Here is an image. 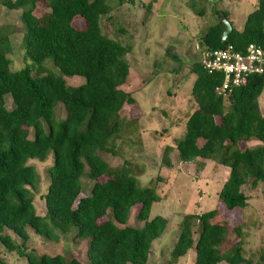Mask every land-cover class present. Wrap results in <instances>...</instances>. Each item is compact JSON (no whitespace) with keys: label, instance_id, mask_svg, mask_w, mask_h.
<instances>
[{"label":"trees","instance_id":"obj_1","mask_svg":"<svg viewBox=\"0 0 264 264\" xmlns=\"http://www.w3.org/2000/svg\"><path fill=\"white\" fill-rule=\"evenodd\" d=\"M0 5L7 11L19 10L24 61L19 68H9V33L14 27L0 23L1 246L24 257L27 264H81L73 256L34 255L25 249L27 229L50 241L72 231V239L86 241L88 264H146L153 240L167 223L163 215L150 213L161 200L155 189L159 177L141 185L130 162L110 165L101 157V153H117L115 139L137 120L122 114L123 106L135 101L120 88L128 74L126 54L131 45L101 30L102 17L113 7L111 0H0ZM38 5L42 9L36 13ZM191 9L197 15L204 13L203 7ZM212 13L215 21L200 35L201 50L227 44L243 50L251 42L264 49V0H256L240 28L227 19L225 10ZM217 15L231 24L224 40H220ZM79 19L82 27L75 26ZM169 58L177 60L174 54ZM47 59L55 71H44ZM189 70L194 75L190 96L195 107L174 146L162 147L160 160L168 166V154L175 149L183 162L199 158L226 167L216 198L227 211L244 209L247 197L242 185L261 184L264 194V113L257 102L264 71L250 75L223 98L215 93L222 81L220 72L205 71L199 58ZM73 75L84 81L67 86L63 76ZM5 96L10 98L8 106ZM252 139L257 143L238 147L239 142ZM49 151L47 184L39 195L45 213L40 215L32 203L39 178L27 160L44 159ZM83 172L91 185L89 194L79 196ZM132 207L137 226L127 224ZM217 215L216 207L182 215L167 264L189 249L190 264H264V246L245 258L241 223ZM0 264H5L1 256Z\"/></svg>","mask_w":264,"mask_h":264},{"label":"rangeland","instance_id":"obj_2","mask_svg":"<svg viewBox=\"0 0 264 264\" xmlns=\"http://www.w3.org/2000/svg\"><path fill=\"white\" fill-rule=\"evenodd\" d=\"M116 1L111 0L112 9L102 17L101 30L113 40L131 45V50L126 54L128 74L120 88L135 101L125 104L122 114L136 117L137 120L115 139L117 153H101V157L110 165L124 160L130 162L136 168L135 176L141 185L159 177L155 180V189L161 200L151 206L150 213L163 215L167 223L162 234L153 240L146 264H167L182 215L213 207L217 209L216 218L241 223L244 233L243 256L252 258L256 250L264 246V194L261 184L255 188H250L248 184L242 185L241 189L247 197L246 207L227 211L216 198L227 174L226 167L199 158L183 162L175 149L168 154L170 163L167 166L161 162L160 155L164 145L174 146V140L180 135L186 117L195 107L190 96L194 75L189 69L200 55V35L207 25L215 21L213 10H225L227 19L233 26L240 28L256 0H122L120 4H116ZM191 6L196 9L203 7L204 13L195 14ZM41 9L42 6L38 5L35 12L39 13ZM18 11H7L0 5V23L14 27L9 33L10 69L24 64L19 48L22 28ZM74 23L77 27L83 26L81 19ZM120 29L122 33H119ZM169 45L171 48L168 49ZM170 54H174L177 60L169 58ZM43 65L44 71L56 70L48 59ZM63 79L70 87L84 81L78 75L63 76ZM4 101L8 106L10 98L5 96ZM257 102L264 113V86ZM255 143L257 141L254 139L239 142L238 147L242 149ZM200 162L202 165L199 166ZM27 163L34 167L39 178L37 190L32 192L33 209L36 214L44 215L39 195L47 184L46 167L51 163V153L49 151L41 160L31 158ZM140 167L142 171H139ZM80 182L82 187L79 196L89 194L91 180L85 172L81 174ZM134 213L135 208L132 207L127 219L128 225L140 224L134 220ZM27 231L29 237L25 249L34 255L60 254L64 259L73 256L81 264H88L85 258L86 241L82 237L72 239V231L60 236L57 241L46 240L33 234L30 229ZM0 256L5 264H27L24 257L5 251L1 244ZM192 258L193 252L189 249L172 264H190ZM218 264L226 263L221 261Z\"/></svg>","mask_w":264,"mask_h":264},{"label":"built area","instance_id":"obj_3","mask_svg":"<svg viewBox=\"0 0 264 264\" xmlns=\"http://www.w3.org/2000/svg\"><path fill=\"white\" fill-rule=\"evenodd\" d=\"M199 64L207 72H220L222 81L215 87L216 95L225 98L236 87L243 85L252 74L264 71V49L256 43H248L243 50L231 44L223 48L202 49Z\"/></svg>","mask_w":264,"mask_h":264},{"label":"water","instance_id":"obj_4","mask_svg":"<svg viewBox=\"0 0 264 264\" xmlns=\"http://www.w3.org/2000/svg\"><path fill=\"white\" fill-rule=\"evenodd\" d=\"M211 2H216L217 0H209ZM218 28H219V36L220 40H224L227 36V34L231 30V24L225 17H219L218 21Z\"/></svg>","mask_w":264,"mask_h":264}]
</instances>
